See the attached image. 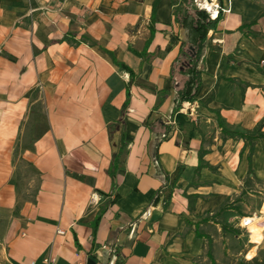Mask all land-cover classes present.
I'll return each mask as SVG.
<instances>
[{
  "label": "crops",
  "instance_id": "1",
  "mask_svg": "<svg viewBox=\"0 0 264 264\" xmlns=\"http://www.w3.org/2000/svg\"><path fill=\"white\" fill-rule=\"evenodd\" d=\"M179 2L0 0V264H193L209 241L258 258L264 0H218L172 114Z\"/></svg>",
  "mask_w": 264,
  "mask_h": 264
},
{
  "label": "trees",
  "instance_id": "2",
  "mask_svg": "<svg viewBox=\"0 0 264 264\" xmlns=\"http://www.w3.org/2000/svg\"><path fill=\"white\" fill-rule=\"evenodd\" d=\"M220 18L221 14H219L216 19L210 20L204 11L197 9L194 5V0H180L174 19L186 29L188 40L187 42L181 43L180 53L174 63L176 73L184 77V81L181 85L176 86L172 114L179 110L183 102H190L195 99L197 90L200 86L201 75L198 65L205 46L206 35L209 30L216 28ZM151 20L153 21V15ZM115 63L121 69L127 70L129 74H132V71L123 63ZM218 125L222 130H225L219 117ZM167 130L168 127L166 128V131ZM226 132L232 136L238 135L241 138H248L251 136L250 134ZM259 136L263 135L259 134ZM208 254L213 262L211 254Z\"/></svg>",
  "mask_w": 264,
  "mask_h": 264
},
{
  "label": "rangeland",
  "instance_id": "3",
  "mask_svg": "<svg viewBox=\"0 0 264 264\" xmlns=\"http://www.w3.org/2000/svg\"><path fill=\"white\" fill-rule=\"evenodd\" d=\"M243 238V237H242ZM255 238V237H254ZM203 250V251H202ZM213 259H210L209 254ZM193 264H264V249L260 251L258 258L247 260L241 250L233 241L228 242L222 248L213 247L209 241L205 249H200L192 254Z\"/></svg>",
  "mask_w": 264,
  "mask_h": 264
},
{
  "label": "built area",
  "instance_id": "4",
  "mask_svg": "<svg viewBox=\"0 0 264 264\" xmlns=\"http://www.w3.org/2000/svg\"><path fill=\"white\" fill-rule=\"evenodd\" d=\"M204 1H206L208 6L202 5V2ZM194 5L197 7V9L204 11L210 20L216 19L219 14H226L230 11L229 7L221 6L218 0H194ZM261 215L264 216V209H260L258 211V215L253 214L250 217L242 218L241 225L243 227H247L254 219L259 218ZM61 232L62 231H58V233ZM29 264L36 263L34 261H30ZM41 264H53V262L50 258L44 257L41 260Z\"/></svg>",
  "mask_w": 264,
  "mask_h": 264
},
{
  "label": "bare ground",
  "instance_id": "5",
  "mask_svg": "<svg viewBox=\"0 0 264 264\" xmlns=\"http://www.w3.org/2000/svg\"><path fill=\"white\" fill-rule=\"evenodd\" d=\"M202 5L208 6V4L206 3V1L202 2Z\"/></svg>",
  "mask_w": 264,
  "mask_h": 264
}]
</instances>
